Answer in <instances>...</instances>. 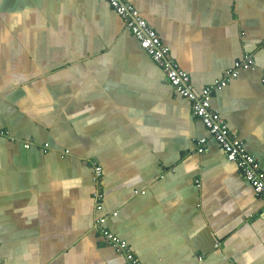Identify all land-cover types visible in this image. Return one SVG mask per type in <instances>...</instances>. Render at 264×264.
I'll list each match as a JSON object with an SVG mask.
<instances>
[{
  "label": "crops",
  "instance_id": "1",
  "mask_svg": "<svg viewBox=\"0 0 264 264\" xmlns=\"http://www.w3.org/2000/svg\"><path fill=\"white\" fill-rule=\"evenodd\" d=\"M127 1L196 93L253 56L212 107L264 170V0ZM0 128L4 264H126L99 215L142 264H264L263 200L108 0H0Z\"/></svg>",
  "mask_w": 264,
  "mask_h": 264
},
{
  "label": "built area",
  "instance_id": "2",
  "mask_svg": "<svg viewBox=\"0 0 264 264\" xmlns=\"http://www.w3.org/2000/svg\"><path fill=\"white\" fill-rule=\"evenodd\" d=\"M108 1L123 18L126 26L138 38L141 47L163 69L165 77L174 91L190 100L193 115L204 122L211 136L227 152L228 159L239 166L255 193L264 202V170L256 157L249 152L243 140L230 129L220 112L212 107L214 91L227 86L240 75L241 70L255 68L253 56L247 54L244 58L236 60L219 78L206 85L199 93H196L190 74L173 58L169 47L164 44L158 32L149 24L141 11L127 0ZM9 135L8 130L0 128V138ZM206 142L207 137H201L197 140L198 153L204 152ZM25 146L30 147L31 142H25ZM44 146L49 147V144L44 143ZM91 165L94 170L93 179L96 183V208L100 210L104 199L103 176L105 171L104 167L95 160L91 162ZM116 214L117 212H114V215ZM104 219L105 217L100 215L96 218V227L104 240L124 257L126 264H142L128 241L120 238L104 226ZM4 261L5 259L0 252V264H4Z\"/></svg>",
  "mask_w": 264,
  "mask_h": 264
},
{
  "label": "rangeland",
  "instance_id": "3",
  "mask_svg": "<svg viewBox=\"0 0 264 264\" xmlns=\"http://www.w3.org/2000/svg\"><path fill=\"white\" fill-rule=\"evenodd\" d=\"M107 243V242H106Z\"/></svg>",
  "mask_w": 264,
  "mask_h": 264
}]
</instances>
